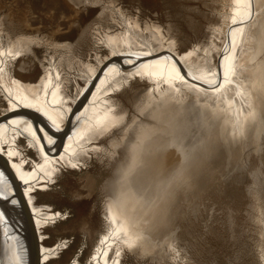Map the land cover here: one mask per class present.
Masks as SVG:
<instances>
[{"label": "water", "instance_id": "95a60500", "mask_svg": "<svg viewBox=\"0 0 264 264\" xmlns=\"http://www.w3.org/2000/svg\"><path fill=\"white\" fill-rule=\"evenodd\" d=\"M0 264H264V0H94L4 33Z\"/></svg>", "mask_w": 264, "mask_h": 264}, {"label": "rangeland", "instance_id": "374dc122", "mask_svg": "<svg viewBox=\"0 0 264 264\" xmlns=\"http://www.w3.org/2000/svg\"><path fill=\"white\" fill-rule=\"evenodd\" d=\"M94 0H0V38L30 18Z\"/></svg>", "mask_w": 264, "mask_h": 264}, {"label": "clouds", "instance_id": "9594fccd", "mask_svg": "<svg viewBox=\"0 0 264 264\" xmlns=\"http://www.w3.org/2000/svg\"><path fill=\"white\" fill-rule=\"evenodd\" d=\"M194 155L193 156H187L184 159L181 160L180 162V168L176 171V173L174 174V179L175 180H182L183 177H186L189 172H190V165H189V161L191 159H194ZM186 182V181H184ZM171 187V185H170Z\"/></svg>", "mask_w": 264, "mask_h": 264}, {"label": "bare ground", "instance_id": "6f19581e", "mask_svg": "<svg viewBox=\"0 0 264 264\" xmlns=\"http://www.w3.org/2000/svg\"><path fill=\"white\" fill-rule=\"evenodd\" d=\"M74 1H77V0H74Z\"/></svg>", "mask_w": 264, "mask_h": 264}]
</instances>
